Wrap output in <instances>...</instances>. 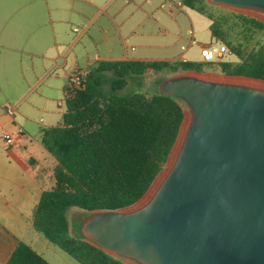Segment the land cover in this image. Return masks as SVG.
Listing matches in <instances>:
<instances>
[{
    "label": "water",
    "instance_id": "1",
    "mask_svg": "<svg viewBox=\"0 0 264 264\" xmlns=\"http://www.w3.org/2000/svg\"><path fill=\"white\" fill-rule=\"evenodd\" d=\"M206 1L264 22V0ZM156 92L188 107L169 166L138 205L87 211L78 235L138 264H264V88L195 71Z\"/></svg>",
    "mask_w": 264,
    "mask_h": 264
},
{
    "label": "trees",
    "instance_id": "2",
    "mask_svg": "<svg viewBox=\"0 0 264 264\" xmlns=\"http://www.w3.org/2000/svg\"><path fill=\"white\" fill-rule=\"evenodd\" d=\"M183 4L207 14L210 20L207 8L218 7L206 0H183ZM224 11L223 22L211 21L212 36L241 61L220 62L221 72L264 80V22ZM248 25L262 33L246 49L234 44L237 35L231 32L242 33L246 39ZM148 69L173 74L203 71L200 64L190 62L101 60L88 70L81 87H74L69 78L62 123L42 130V144L56 160L54 185L42 191L32 225L80 264L128 263L72 235L68 210L116 211L136 204L164 170L184 122V102L173 96L156 91L151 95L117 93L126 85L127 76L143 75ZM106 83L110 91L104 90ZM5 264L51 263L30 244L17 240Z\"/></svg>",
    "mask_w": 264,
    "mask_h": 264
},
{
    "label": "rangeland",
    "instance_id": "3",
    "mask_svg": "<svg viewBox=\"0 0 264 264\" xmlns=\"http://www.w3.org/2000/svg\"><path fill=\"white\" fill-rule=\"evenodd\" d=\"M174 3L182 0H172ZM53 5V0H0L1 9H17L20 13L22 21H31V24L36 26L37 32V48L38 51L43 50L47 46L53 49V29L57 24L52 21V15L48 5ZM165 4V7H161ZM170 6V0H149L144 7L148 13L146 15H137L134 18L126 19L130 6L126 0H118L116 2L117 10H124L117 23L121 24L124 20L123 38L126 40L124 44L117 31L115 23L108 21L105 17H100L91 27V31L83 33L80 43L74 48L79 55H85V50L96 53L97 49L103 57H123L125 48L128 57L139 58L144 60H169L173 63L181 64L183 58L189 61L195 60L200 63L203 71L199 75L215 78L218 80H251L252 78L244 76H228L221 72L220 62L231 61L232 64H237L241 61L240 57L233 55H223L213 62L205 61L200 54V44H217L220 42L213 39L211 36L210 19L208 15L198 10L186 7L182 4ZM128 6V7H127ZM233 11L250 15L253 13L247 10L235 11L230 8L218 6L208 7L207 10L211 13L212 20L223 22L221 18L224 16V10ZM221 16V17H220ZM251 16V15H250ZM219 17V18H218ZM232 19V18H229ZM228 22L233 20H229ZM34 20V21H33ZM106 25L110 40L107 41L104 35L100 32L99 26ZM233 23H231L232 25ZM86 25V24H85ZM139 25V26H138ZM68 31L64 32L66 39L64 41L72 42L82 33L83 25L75 21L74 24L67 27L62 25ZM138 26V28H137ZM78 28L79 32H73L74 28ZM250 27V28H249ZM248 32L245 35L236 32H231L234 37L233 42L237 45L245 46L249 49L260 38L262 31L254 28L251 25L247 26ZM135 29V30H134ZM194 31V37L199 44H190L193 35L189 30ZM134 31V33H132ZM94 35L95 39L99 40L98 45L88 41V37ZM74 54H70L68 58V71L72 72L75 68ZM41 58L38 56V66L41 65ZM219 71V72H217ZM75 71L74 73H78ZM180 73H195V71H184ZM175 74L170 71H162L160 73L148 69L143 75L127 76V83L119 94L143 93L147 95L153 94L157 90L158 83L163 77H170ZM112 76L108 73V78ZM260 81V80H259ZM110 83L104 85L105 91H110ZM55 100H48L47 107L52 111L49 120L45 119L44 125H57L61 123V113L66 110L65 98L63 92L55 94ZM52 98V99H53ZM36 102L41 104V98L37 95ZM44 102V101H43ZM185 105V110L188 112V107ZM36 120L40 121L44 114L37 110L35 112ZM185 123V121H184ZM45 128V127H44ZM33 148L31 153L33 156L42 160L45 169H40L38 161L30 163V155L24 149L19 153L4 151L0 156V264H5L6 258L11 253L17 240L30 244L35 250L43 255L51 264H80L77 260L71 257L55 244L48 241L42 234L37 232L32 225V213L36 206L42 189L50 188L54 185L53 168L55 158L42 144V131L35 126L33 130ZM180 140L178 138L177 144ZM176 144V146H177ZM176 146L171 153V156L165 166L166 169L171 162ZM47 155L52 156L47 157ZM40 161V160H39ZM40 163V162H39ZM164 171H162L163 173ZM34 174V177H33ZM36 179L37 183L35 182ZM160 176L155 180V184L159 181ZM151 187L149 192L152 190ZM148 192V193H149ZM147 195V194H146ZM146 195L136 205L143 201ZM89 212L71 207L68 210V218L70 220L71 234L78 235L80 221L85 218ZM128 264H138L135 261L123 258Z\"/></svg>",
    "mask_w": 264,
    "mask_h": 264
},
{
    "label": "crops",
    "instance_id": "4",
    "mask_svg": "<svg viewBox=\"0 0 264 264\" xmlns=\"http://www.w3.org/2000/svg\"><path fill=\"white\" fill-rule=\"evenodd\" d=\"M117 1L53 0V5H48L51 13H53L52 21L57 23L52 27L53 49L50 48L51 46H47L41 51H38L37 48L35 21L33 20L34 24H31V21H22L20 19L21 12L17 9L0 10V156L4 151L14 154L24 149L30 155V163L36 164L38 161L40 165L38 167L41 170L45 169L46 166L43 165L42 160L31 153V149L35 146L33 144V130L35 126L39 127L42 131L44 127L57 126L62 123L61 121L57 125H44V118L49 120L52 113L47 107L48 100H55L53 97L61 91L65 98L64 89L68 84L69 78L77 70L79 72H88L90 68L96 66L101 60H144L128 57L126 48L123 57H107V59L101 55L98 49L96 53L85 50V55L83 56L79 55L74 49L80 43L82 34L91 31L94 22L100 17H105L108 21L115 23L122 42L126 43V40L123 38L124 20L121 24L117 23L118 18L122 16L124 10H117L115 8ZM148 1L126 0L127 5L129 4L128 6H130L126 19L129 20L137 15H146L148 11L144 7ZM181 2L183 4V0ZM181 2L179 1L176 4L170 0V6L179 5ZM161 7H165V4H162ZM75 21L83 25L82 33L73 38L72 42L64 41L66 39L64 36L69 37V34L64 35V32L67 30L62 25L69 27ZM105 26L101 24L99 30L104 35L105 40L109 41L110 36H108ZM73 32H79L78 28L75 27ZM189 33L193 35L190 40V44L193 45L192 40L196 41L194 31L191 29ZM91 34H94V32L91 31ZM212 38L215 39L213 36ZM88 41L95 45L99 43V40L95 39L94 35L89 36ZM219 42L220 44H224L221 41ZM196 44L199 43L197 42ZM200 45L202 49L203 46L208 44ZM70 54H74L75 57V68L72 72L67 69ZM38 56L42 61L40 67L38 66ZM145 61L154 60L146 59ZM182 61L200 63L195 60L189 61L186 58H183ZM227 62L231 61L228 60ZM37 95L41 98V104L36 102ZM8 106L14 107V116L6 112L5 108ZM37 110H40L44 114V117L40 121L36 120L35 112ZM65 111L61 113L62 120ZM19 129L24 130V136L19 133ZM43 148L45 149L44 146ZM47 157L51 158L52 156L47 155ZM34 180L37 183L35 178ZM45 189H42V191Z\"/></svg>",
    "mask_w": 264,
    "mask_h": 264
},
{
    "label": "built area",
    "instance_id": "5",
    "mask_svg": "<svg viewBox=\"0 0 264 264\" xmlns=\"http://www.w3.org/2000/svg\"><path fill=\"white\" fill-rule=\"evenodd\" d=\"M192 43L196 44L197 42L193 39ZM223 55H233L232 50L225 44L217 45V44L210 43L206 46H203V48L201 49V56L203 57L205 62H213L217 60L218 58L222 57ZM86 77H87V72L74 73L70 77L71 84L74 87H81ZM5 109L9 115L14 116V112H15L14 107L8 106ZM19 133L22 136H24L23 129H19Z\"/></svg>",
    "mask_w": 264,
    "mask_h": 264
},
{
    "label": "bare ground",
    "instance_id": "6",
    "mask_svg": "<svg viewBox=\"0 0 264 264\" xmlns=\"http://www.w3.org/2000/svg\"><path fill=\"white\" fill-rule=\"evenodd\" d=\"M236 81L237 82H240V83H245V84H248V85H252V86H255V87L264 88V83L263 82H260V81H253V80H236ZM146 198L147 197H145V199Z\"/></svg>",
    "mask_w": 264,
    "mask_h": 264
}]
</instances>
